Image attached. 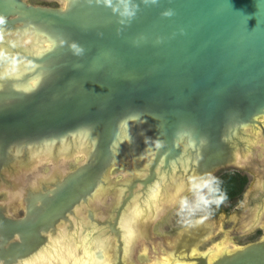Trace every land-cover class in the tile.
<instances>
[{"label": "water", "instance_id": "water-1", "mask_svg": "<svg viewBox=\"0 0 264 264\" xmlns=\"http://www.w3.org/2000/svg\"><path fill=\"white\" fill-rule=\"evenodd\" d=\"M134 2L140 11L124 26L110 9L85 0H62L58 9L0 0V15L12 29L10 63L19 62L9 72L14 84L0 80V192L20 191L30 176L39 180L25 218L0 209V264H22L42 252L44 234L55 235L78 207L105 197L112 201L107 225L113 235L122 238L121 226L129 235L138 199L133 237L148 238L145 228L167 205L221 170L245 167L250 159L259 191L264 0ZM169 8L175 15L162 17ZM72 41L85 49L83 57L71 54ZM244 197L233 234L248 228L250 199ZM0 203L14 207L5 194ZM223 238L191 262L264 264V242L235 249L246 243ZM52 252L61 257L65 251ZM60 263L99 264L92 254Z\"/></svg>", "mask_w": 264, "mask_h": 264}, {"label": "flooded vegetation", "instance_id": "flooded-vegetation-1", "mask_svg": "<svg viewBox=\"0 0 264 264\" xmlns=\"http://www.w3.org/2000/svg\"><path fill=\"white\" fill-rule=\"evenodd\" d=\"M26 1L34 6L55 9L61 8L62 6V0ZM237 169L238 168H228L227 170L219 171L215 175L216 178L213 176L215 179L213 181L212 188L222 176L229 173H239L242 177H246L248 179V175L243 174ZM45 177L48 179L49 175ZM263 184L264 179H261L259 181L260 189L256 194L252 195L250 199V206L248 207L246 217L244 218L248 224V228L242 236H248L249 241L244 246L235 249H241L264 242V238H261L263 232L261 228L264 225ZM21 185L22 189L18 192H11L7 190L3 191L5 192L6 200L14 207L11 208L6 203H0V209H5L6 216L12 219H23L26 217L28 195L31 191L37 193L36 187L39 186L38 177L30 176L22 181ZM155 193L153 192L151 194L153 198H155ZM211 197L215 199L212 192ZM108 203L109 205L107 206ZM137 203H139L138 199L135 200L131 206L136 208L135 213H137L138 216L139 213L137 212ZM222 204L234 207L235 201L223 202ZM111 205L112 201L105 197L104 199L96 201L91 205H82L78 207L75 211V215L69 216L68 222L62 221L56 226L55 235L44 234V237L48 240V242L44 245L45 248L43 251L32 255L22 264L31 261H48L49 259L53 260L54 264H61L60 262L62 260L69 263V259H72L74 256H77L80 259L83 257L88 258L91 254L99 264H105V262H107V264H137L135 257L138 249L137 247L139 245L138 243L144 242L149 248L156 243L155 239L151 235L152 226L150 228H145V233H147L148 230V238H140L137 237V235L133 237L137 234V216H133L134 213H131L136 219L135 225H133L134 227H129V235L124 234L123 227L121 226L122 238L119 239L110 232L107 225L108 220L112 217ZM16 209H19V213H16ZM141 210V215H144L146 211L144 209ZM213 233L214 231L208 227L206 222H196L195 224L190 225L187 229L182 230L180 236L174 242L173 247L168 248L165 244H163L162 247L167 251L166 256L164 259L155 258L156 256L151 257L155 259L153 264H194L191 261L198 259L199 257H203L204 255L207 256V254L202 253L196 254L195 250L206 242L207 239L210 238L209 235H212ZM59 246H62L65 251L61 254V257H58V254L56 255L55 252H52ZM121 247L122 251L120 252ZM229 247L232 246H226L224 248L228 249ZM49 251H51L52 254H50L51 252ZM150 255H153L152 251H150Z\"/></svg>", "mask_w": 264, "mask_h": 264}, {"label": "rangeland", "instance_id": "rangeland-1", "mask_svg": "<svg viewBox=\"0 0 264 264\" xmlns=\"http://www.w3.org/2000/svg\"><path fill=\"white\" fill-rule=\"evenodd\" d=\"M248 162L250 163L247 166L237 169L243 174L248 175L249 183L246 186L243 195L237 200V202H235L234 207L227 204H221L217 207L213 204L210 208H195L194 205L196 202L197 190L201 186L192 183L191 190L183 195V198L175 201L173 206L167 205L166 211L161 213L160 217L153 223L151 235L156 243L152 245L151 248H149L144 242L138 243L139 245L135 257L136 263L153 264L155 262V259L151 258L153 256H156L155 258L158 259H164L167 251L162 247L163 244L168 248L173 247L174 242L180 236L182 230L187 229L190 225H193L196 222H206L208 227L214 231V233L209 235L210 238L198 247L195 252H202L218 241L221 245L226 240V238H223V235L247 243L249 237L242 236L244 232L233 234L230 228L235 227L239 208L246 205L244 194H248V199H251L252 195L256 194L258 170H252L251 160L249 159ZM124 169L125 168L121 169L120 173H122ZM214 177L216 178V176ZM214 177L205 183H208L212 187L215 179ZM4 194L5 192H0V196H4ZM158 194L159 192L157 190L154 197ZM201 194L207 196L209 199H213L208 188H204ZM184 200L188 202L189 207L179 211L178 215L177 213L180 209L181 201ZM156 209L157 211L159 210L158 207ZM188 221H190V223L186 225V222ZM261 229L263 231L261 238H264V225ZM150 251L153 252L152 256L150 255Z\"/></svg>", "mask_w": 264, "mask_h": 264}, {"label": "clouds", "instance_id": "clouds-1", "mask_svg": "<svg viewBox=\"0 0 264 264\" xmlns=\"http://www.w3.org/2000/svg\"><path fill=\"white\" fill-rule=\"evenodd\" d=\"M171 2V0H169ZM85 3L88 6H102L104 8L110 9L111 13L118 17L117 22L124 26H130L134 19L137 18V13L140 11L139 5L134 2V0H85ZM145 5H157L159 0H143ZM175 15V11L171 8L165 10L161 13V16L164 18H171ZM123 31V28L117 29V34L119 35ZM12 32V29L9 28V18L0 15V45H5V48H0V80L9 82L14 84V77L13 75H9L11 69H16L19 67V62L17 60L16 64H11L10 61L12 60V55L9 54L7 51V47H11L8 44L7 37ZM140 40L145 39L144 37H140ZM160 39H157V43H160ZM134 44H138L139 41H134ZM68 49L71 54L77 58H81L85 54V49L76 41H72L68 43ZM159 143V142H157ZM204 188H208L209 193L213 191L212 187L208 183L201 184V187L197 190V197L194 207L195 208H210L213 204L219 207L224 200L226 199L225 196L221 195L215 199H209L207 196L202 195V191ZM189 204L186 200L181 201L179 211L187 209ZM190 223V221L186 222V225Z\"/></svg>", "mask_w": 264, "mask_h": 264}, {"label": "trees", "instance_id": "trees-1", "mask_svg": "<svg viewBox=\"0 0 264 264\" xmlns=\"http://www.w3.org/2000/svg\"><path fill=\"white\" fill-rule=\"evenodd\" d=\"M248 179L242 177L239 173H229L222 176L212 188V194L215 198L218 196H225L224 202L235 201L243 195Z\"/></svg>", "mask_w": 264, "mask_h": 264}, {"label": "bare ground", "instance_id": "bare-ground-1", "mask_svg": "<svg viewBox=\"0 0 264 264\" xmlns=\"http://www.w3.org/2000/svg\"><path fill=\"white\" fill-rule=\"evenodd\" d=\"M143 163H144V162H143ZM156 191H157V188H155V189L153 188L152 191H151L150 193L152 194L153 192L155 193ZM132 204H133V203H132ZM146 230H147V229H146ZM147 233H148V230H147ZM148 236H149V235H148ZM115 238H116V237H115ZM135 241H136V238H135ZM118 254H119V253H118ZM123 263H124V262H123Z\"/></svg>", "mask_w": 264, "mask_h": 264}]
</instances>
